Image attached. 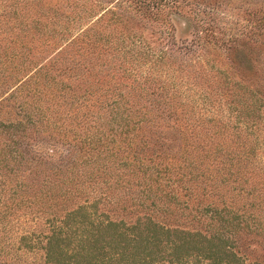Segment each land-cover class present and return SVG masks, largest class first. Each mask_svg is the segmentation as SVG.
Returning <instances> with one entry per match:
<instances>
[{
  "label": "trees",
  "instance_id": "1",
  "mask_svg": "<svg viewBox=\"0 0 264 264\" xmlns=\"http://www.w3.org/2000/svg\"><path fill=\"white\" fill-rule=\"evenodd\" d=\"M0 264H264V0H0Z\"/></svg>",
  "mask_w": 264,
  "mask_h": 264
},
{
  "label": "rangeland",
  "instance_id": "2",
  "mask_svg": "<svg viewBox=\"0 0 264 264\" xmlns=\"http://www.w3.org/2000/svg\"><path fill=\"white\" fill-rule=\"evenodd\" d=\"M171 19H172L171 20L172 21V25L174 27L173 31H174L175 38L180 39V40L184 39V38H188L189 35H190V28H189V26L187 24V21L182 16L177 15V14L173 15L171 17ZM172 79L174 80V78H172ZM28 218L29 217H27L25 221L18 222V224H16V228H15L16 233H18L20 231H23V230H26V231L28 230V232L31 231V233H32L31 236L33 238H35L37 236H40V233L42 231H38V230L43 229V227H44L43 219L41 218V219L35 220L33 222H30V221H28ZM31 229H33V230H31ZM8 250L12 251V254H15V252L17 254H19V252L17 250H15V246L14 245H13V247H9ZM27 255H28V253L20 255L21 259H24L23 257H25ZM27 260H28V258H27ZM16 261L18 263H21L19 257H16Z\"/></svg>",
  "mask_w": 264,
  "mask_h": 264
}]
</instances>
